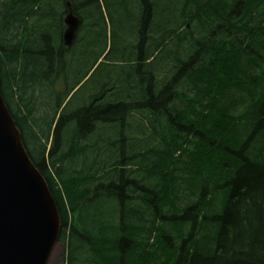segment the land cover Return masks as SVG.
<instances>
[{"label": "trees", "instance_id": "trees-1", "mask_svg": "<svg viewBox=\"0 0 264 264\" xmlns=\"http://www.w3.org/2000/svg\"><path fill=\"white\" fill-rule=\"evenodd\" d=\"M79 45L127 69L73 109ZM0 84L64 264H264V0H0Z\"/></svg>", "mask_w": 264, "mask_h": 264}, {"label": "water", "instance_id": "water-1", "mask_svg": "<svg viewBox=\"0 0 264 264\" xmlns=\"http://www.w3.org/2000/svg\"><path fill=\"white\" fill-rule=\"evenodd\" d=\"M71 46L79 21L66 20ZM62 230L49 186L32 163L0 84V264H49Z\"/></svg>", "mask_w": 264, "mask_h": 264}, {"label": "rangeland", "instance_id": "rangeland-1", "mask_svg": "<svg viewBox=\"0 0 264 264\" xmlns=\"http://www.w3.org/2000/svg\"><path fill=\"white\" fill-rule=\"evenodd\" d=\"M86 35L89 36L88 38L86 36L83 42L88 41V43H90L91 41L93 43L97 39L94 34L90 35L89 33H86ZM114 36L116 35L110 30L108 34L107 53L110 50H113L111 58L113 54L116 53L115 50H118L120 48L119 42L116 41ZM101 41L102 40L100 38V42ZM81 48V45L75 48L73 57L72 59H70L73 60L72 66L65 71L67 72L68 78L65 81L66 85H60V88H62L61 92H66L69 87L71 88L77 85V80H82L81 84L76 87L75 91L71 94L69 98V100H71V107L73 109L79 108L83 104H86V100H89L91 97L95 96L96 93L100 95L106 87L108 79L112 77V72L117 73L115 70L124 71L127 69L121 68L122 64H110L108 63V61L104 60V58L99 60L97 64H95L92 60H86V51ZM114 65H117L118 67ZM173 73L174 71L172 72V74ZM244 109L245 108L242 107V111H244ZM63 252V244H58L53 251L49 264H64Z\"/></svg>", "mask_w": 264, "mask_h": 264}, {"label": "flooded vegetation", "instance_id": "flooded-vegetation-1", "mask_svg": "<svg viewBox=\"0 0 264 264\" xmlns=\"http://www.w3.org/2000/svg\"><path fill=\"white\" fill-rule=\"evenodd\" d=\"M63 24H64V22H63ZM65 26V25H64ZM66 29V28H65ZM64 33H65V31H64ZM64 33H63V42H64ZM74 44V43H73ZM64 45H65V43H64ZM67 48H70V47H67Z\"/></svg>", "mask_w": 264, "mask_h": 264}]
</instances>
